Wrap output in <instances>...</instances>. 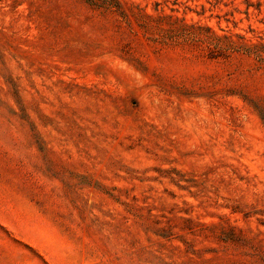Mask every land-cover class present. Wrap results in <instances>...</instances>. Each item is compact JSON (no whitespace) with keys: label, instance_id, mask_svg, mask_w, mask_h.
<instances>
[{"label":"rangeland","instance_id":"rangeland-1","mask_svg":"<svg viewBox=\"0 0 264 264\" xmlns=\"http://www.w3.org/2000/svg\"><path fill=\"white\" fill-rule=\"evenodd\" d=\"M118 1L0 0V264H264V0Z\"/></svg>","mask_w":264,"mask_h":264},{"label":"trees","instance_id":"trees-1","mask_svg":"<svg viewBox=\"0 0 264 264\" xmlns=\"http://www.w3.org/2000/svg\"><path fill=\"white\" fill-rule=\"evenodd\" d=\"M86 2H88L91 5L97 6V7H102L105 9H111L115 12H117L122 19L127 20L128 19V15L125 12V10L123 9L121 3L118 0H85ZM165 17H162L160 19H164ZM150 21H154L156 20L155 18L151 17L149 18ZM157 21H162V20H157ZM214 47H216L217 49L221 50V51H225V50H239L241 48V46L236 45L234 43L233 40H231L229 37L227 36H223V37H213V41H212ZM245 52L247 53H253L256 55V57L260 60V61H264L263 59V54H264V47H259L256 45H252V46H246L244 47Z\"/></svg>","mask_w":264,"mask_h":264}]
</instances>
